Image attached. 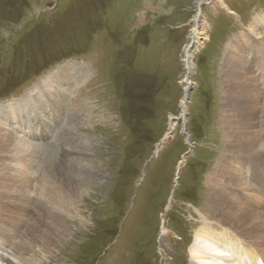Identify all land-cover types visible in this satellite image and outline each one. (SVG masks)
Returning <instances> with one entry per match:
<instances>
[{
    "label": "rangeland",
    "instance_id": "rangeland-1",
    "mask_svg": "<svg viewBox=\"0 0 264 264\" xmlns=\"http://www.w3.org/2000/svg\"><path fill=\"white\" fill-rule=\"evenodd\" d=\"M262 19L264 0H0V253L188 264L220 161L262 167L225 144L254 112L264 150V80L228 78L254 66ZM9 134L29 151L5 148ZM250 196L233 197L264 211Z\"/></svg>",
    "mask_w": 264,
    "mask_h": 264
},
{
    "label": "bare ground",
    "instance_id": "bare-ground-1",
    "mask_svg": "<svg viewBox=\"0 0 264 264\" xmlns=\"http://www.w3.org/2000/svg\"><path fill=\"white\" fill-rule=\"evenodd\" d=\"M261 21L264 23V19ZM233 41L236 42L237 39ZM257 46L258 45L254 44L251 49V54L253 56L256 55L253 58L255 59L254 66H251L247 61L244 60L246 65L239 62V66L234 67V73L230 72V76H228L230 79L232 78V74L237 77L242 73L243 79L245 81L240 76V78L243 80H241L240 91H244L245 89L248 92H253L256 90V88H258V91H260V93L262 92L260 84L256 79L257 76L253 77L255 75L254 73L257 72L260 77L258 79L264 80V48L262 49ZM232 48L234 50L236 49L234 46H231V49ZM242 55L243 53L238 55V58H242ZM227 58H229V61L232 60L231 56ZM232 63L237 64L234 60ZM15 105L16 103H13L10 106L6 105L5 108H8V110H5L4 113L7 112V115L9 113L12 115H17L18 111L15 108ZM245 106L246 105L244 103L241 104L242 109L245 108ZM255 115L256 114L254 112L248 113L247 118L246 114H243L239 123H237L239 126L234 127L233 125L229 126L228 124L225 132V144L227 146V153L231 152L230 154L237 156L234 160L242 159V162L248 161L250 165L253 164V167L256 166V164L264 167V150L258 143V140L256 139L257 135H255L254 132ZM9 135L12 137L13 141L17 142H14L13 144L16 145H13L11 142L12 140L8 139L10 136H8V138L2 140L10 142L6 144L5 148L8 150L16 148V150H14L16 152L22 153V151H24L27 153L28 146L21 143L18 137L11 134ZM18 145H20V147ZM33 147L35 146H31L30 148L32 149ZM48 147L46 148L53 150V148L50 146ZM38 148H36V150ZM42 148L43 150H46L45 146H42ZM63 151L64 149L62 152ZM49 156L50 155H47L46 157ZM235 168L232 164L230 165L229 162L227 163L226 160L223 159V161L221 160L218 164V167L215 169L216 173L214 176H216V178L212 179V181L216 180L218 187L211 184L212 194L208 201L211 206L210 208H212L210 211L211 216H213L215 221L213 223H209L207 221V216L209 214L205 215L198 212V216L201 219V228L198 230L196 229L193 233L194 241L188 251V264H263L264 211L254 207V203L249 200L241 201L233 196H235L237 191L248 192L251 195V199H259L260 205L264 204V170H261V168L258 167L260 168L259 173L261 174L256 173L253 170H247L248 175H244V173L236 170ZM250 181L253 183V186L250 185ZM224 185L230 189V191L227 193L223 190L225 187ZM254 186L261 187L262 190L255 188ZM40 197L41 195L38 197H34V195H32L31 200L36 199L38 202H40ZM15 251L16 250L13 249V253L9 258L6 256V252H8L7 250L3 251V253L5 252L4 254L0 253V264H32L31 260H27L18 256Z\"/></svg>",
    "mask_w": 264,
    "mask_h": 264
},
{
    "label": "water",
    "instance_id": "water-1",
    "mask_svg": "<svg viewBox=\"0 0 264 264\" xmlns=\"http://www.w3.org/2000/svg\"><path fill=\"white\" fill-rule=\"evenodd\" d=\"M182 163H183V162H181V163L179 164L178 172H180V168H181Z\"/></svg>",
    "mask_w": 264,
    "mask_h": 264
}]
</instances>
